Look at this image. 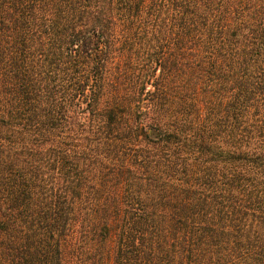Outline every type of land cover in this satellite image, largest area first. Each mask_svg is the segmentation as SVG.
<instances>
[{"label": "trees", "instance_id": "obj_1", "mask_svg": "<svg viewBox=\"0 0 264 264\" xmlns=\"http://www.w3.org/2000/svg\"><path fill=\"white\" fill-rule=\"evenodd\" d=\"M0 264H264V0H0Z\"/></svg>", "mask_w": 264, "mask_h": 264}]
</instances>
